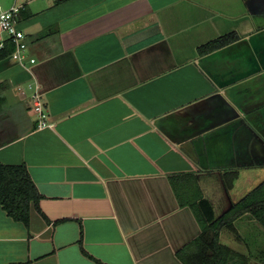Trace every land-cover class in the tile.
Segmentation results:
<instances>
[{
	"label": "crops",
	"instance_id": "obj_1",
	"mask_svg": "<svg viewBox=\"0 0 264 264\" xmlns=\"http://www.w3.org/2000/svg\"><path fill=\"white\" fill-rule=\"evenodd\" d=\"M19 2L27 47L0 63V162L27 165L49 221L33 205L26 226L0 204V264H186L198 202L219 216L243 171L264 168V69L221 87L198 47L262 30L264 0ZM236 223L244 251L222 242L228 264H264L262 225Z\"/></svg>",
	"mask_w": 264,
	"mask_h": 264
},
{
	"label": "trees",
	"instance_id": "obj_2",
	"mask_svg": "<svg viewBox=\"0 0 264 264\" xmlns=\"http://www.w3.org/2000/svg\"><path fill=\"white\" fill-rule=\"evenodd\" d=\"M236 40H239L237 32L223 34L200 45L198 54L204 56ZM14 50L15 44L12 39L5 40L4 46L0 48V62L10 58ZM3 87L4 84L0 83V102L4 99L1 94ZM238 173L237 170L227 172L225 184L228 189L233 187ZM41 199L42 194L25 163L0 162V204L9 216L28 226L33 205L43 214L39 205ZM244 214H250L264 227V182L219 217L216 216L212 202L206 198L201 199L198 202V219L202 230L194 240L179 251L178 256L186 264H228L234 252L228 245L222 243L220 236L225 230L238 234L236 221ZM46 219L49 221V218Z\"/></svg>",
	"mask_w": 264,
	"mask_h": 264
},
{
	"label": "water",
	"instance_id": "obj_3",
	"mask_svg": "<svg viewBox=\"0 0 264 264\" xmlns=\"http://www.w3.org/2000/svg\"><path fill=\"white\" fill-rule=\"evenodd\" d=\"M11 59L13 58L11 57ZM216 60H218L220 64L219 67L212 63ZM200 63L221 87L236 83L241 79L260 72L264 69V28L252 33L249 37L241 38L211 53L201 56ZM5 141L8 140H4V142ZM262 170H264V168H262ZM263 182L264 176L258 181L257 185L248 191L241 199ZM241 199L236 201L229 199V205L224 209L221 215L229 211L233 205Z\"/></svg>",
	"mask_w": 264,
	"mask_h": 264
},
{
	"label": "built area",
	"instance_id": "obj_4",
	"mask_svg": "<svg viewBox=\"0 0 264 264\" xmlns=\"http://www.w3.org/2000/svg\"><path fill=\"white\" fill-rule=\"evenodd\" d=\"M24 6L19 0H13V3L9 7L0 3V29L6 32L14 42L15 50L11 57L18 62L22 61L23 52L27 47L26 35L18 26V15ZM3 46L4 42H1L0 48ZM32 62H35V59H32ZM28 88L32 90V109L37 116L38 126L42 128L52 125L39 84L30 83Z\"/></svg>",
	"mask_w": 264,
	"mask_h": 264
},
{
	"label": "rangeland",
	"instance_id": "obj_5",
	"mask_svg": "<svg viewBox=\"0 0 264 264\" xmlns=\"http://www.w3.org/2000/svg\"><path fill=\"white\" fill-rule=\"evenodd\" d=\"M264 176V170H244L243 173L240 175L239 179L236 181V184L233 190H230V194L227 193L229 199H233V201L241 199L248 191H250L253 187H255L258 181ZM238 177V176H237ZM224 211V210H220ZM221 212V214H222ZM220 214V215H221ZM245 221H239V232H241L242 236L245 238V241H252V231H248L246 226L244 225ZM263 227V226H262ZM264 228V227H263ZM264 234V229H263ZM260 238V247L258 249H254V253H261L259 250H263L262 245L264 244V235H259ZM221 241L225 242L226 244L244 251L243 248V241H239L232 232L225 230L221 233Z\"/></svg>",
	"mask_w": 264,
	"mask_h": 264
}]
</instances>
